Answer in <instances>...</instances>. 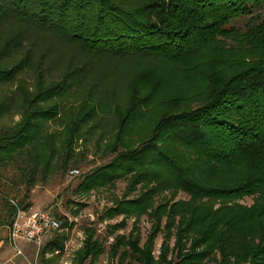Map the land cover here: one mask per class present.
<instances>
[{
    "label": "trees",
    "instance_id": "1",
    "mask_svg": "<svg viewBox=\"0 0 264 264\" xmlns=\"http://www.w3.org/2000/svg\"><path fill=\"white\" fill-rule=\"evenodd\" d=\"M260 7L264 0H0V21L15 19L51 31L83 52L118 62L134 58L118 77H128L123 82L131 90L126 104L116 109L125 127L117 129L114 146L124 149L87 175L83 186L88 191L127 176L123 198L100 216L103 220L123 215L119 223L107 225L109 234L124 227L131 216L148 214L155 219L146 245H140L139 233L133 231L115 235L108 254L118 264H203L205 258L214 259V250L220 253V264L247 260L256 264L257 258L264 259V16L255 13ZM241 18H248L243 26L237 25ZM226 40L235 49L231 55L226 54ZM14 45H10L12 50ZM166 65L172 71H166ZM83 67L76 65L78 69L67 73L64 82H73L72 73L80 74ZM13 70L0 68V84L12 81ZM56 86L61 84L37 92L32 99L23 89L0 99V120L14 110L20 113L14 124L0 123L1 164L26 152L33 170L51 172L58 150L52 135L45 138L44 128L56 112L33 105L40 101V94L52 96ZM147 115L158 119L145 135L146 129H137V124ZM67 130L70 146L74 129ZM124 131L141 134L139 143L131 145L135 138L121 139ZM42 144L44 152L38 149ZM242 160L249 166L242 167ZM69 161L67 157L62 165ZM138 184L145 190L127 198ZM165 189H181L191 199L169 205L173 192L147 212ZM257 192L259 202L250 207L222 203L212 208L216 200ZM202 198L209 201L198 203ZM5 204L11 224L21 208L16 203ZM163 214L168 217V234L179 216L174 263L166 260L167 247L158 261L150 253ZM59 221L58 233L40 246V256L52 253L55 258L64 251L72 223ZM185 232L195 235L186 253ZM84 234L73 264H85L87 259L93 264L105 252L95 229L86 227ZM199 245L205 247L197 251Z\"/></svg>",
    "mask_w": 264,
    "mask_h": 264
},
{
    "label": "rangeland",
    "instance_id": "2",
    "mask_svg": "<svg viewBox=\"0 0 264 264\" xmlns=\"http://www.w3.org/2000/svg\"><path fill=\"white\" fill-rule=\"evenodd\" d=\"M255 13L264 16V7L256 8ZM247 20L248 18H241L237 21V25L243 26ZM12 43H15L13 50L10 48ZM229 44L232 45L231 42L225 45V49H228L227 55L235 51L234 47L230 49ZM5 47L9 48L5 49ZM133 60L134 58H130L118 62L115 58L106 55H93L88 51L83 52L73 43H67L51 31H41L15 19L0 21V68L13 67L15 74L12 81L0 84V99L17 89L26 90L30 93L29 99H32L37 92L57 83L61 84L60 88L56 86L51 90L52 96H49V93L40 94L38 96L40 101L33 105L34 109L50 108L51 111L56 112V116L48 120L44 128L45 138L52 135L53 144L58 150L52 160V170L47 175L42 169L33 170L26 152L16 153L11 162L0 163V226L8 225L7 221L11 219L6 201L11 204L16 203L24 211L49 210L61 222L67 220L72 223L65 255L56 264H73L74 253L82 245L86 227L95 229V236L103 241L105 250L93 264H118L116 257L111 258L108 254L110 243L113 242L116 234H128L131 231L135 234L139 233L140 245L144 242L146 245L152 234L155 219L148 214H142L139 218L128 217L125 226L117 229L113 234H109L107 225L119 223L124 218L123 215L100 219L108 208L116 204V199L123 198L127 176L115 180L112 185L94 187L88 191L83 189L87 175L97 167L109 163L119 151L124 149L122 146L118 148L114 146L117 144L115 143L117 129L125 127L122 126L121 117L116 114V109L126 104L125 101L131 90L123 82L128 77L122 75L123 80H119L118 77L124 67L132 64ZM137 60L142 59H136V62ZM83 62L86 67L80 64ZM76 65L85 69L80 74L72 73L75 77L74 81L67 84L64 82V77L73 69H78L75 68ZM178 65L181 66L180 63ZM165 69L172 71L168 65ZM176 72L181 74L179 70ZM121 83L123 84L120 85ZM157 119L158 117L147 115L144 121L137 124V129L145 128L146 135ZM19 120L20 113L14 110L9 117L0 120V123L11 125ZM67 129H74V141L70 146L66 142L69 134ZM140 135H127L124 131L121 139L135 138L131 145H137ZM38 149L44 152L45 144L40 145ZM67 157L70 161L63 166L62 163H65L64 159ZM241 162L245 163L242 167L249 166L248 162L243 160ZM72 168L79 169L80 174L69 175V170ZM154 185L155 183H151L149 186ZM140 187L141 184H138L127 198L135 197L145 190ZM173 192L175 193L169 200V205L191 199V196L181 189L177 191L165 189L160 194L162 198L156 196L154 205L148 208L147 212H152L164 201L165 196L170 197ZM259 196L257 192L224 202L216 200L212 208L217 209L222 203L228 206L239 204L250 207L259 202ZM207 201H209L207 198H202L198 203ZM167 219V215L163 214L159 230L152 238L150 253L153 259L158 261L160 254L167 247L166 260L174 263L177 261V249H174V246L179 233V216H175V223L169 229V234L165 228ZM57 233L58 231H52L47 235L54 237ZM182 237L185 247L183 252H189L195 235L193 232H185ZM204 247L205 245H199L196 249L198 251ZM214 254V259L205 258L203 264H220L219 251L214 250ZM54 259L57 261V258ZM256 260V264H264V259ZM89 261L90 259H87L85 264H89ZM249 263L247 260L241 264Z\"/></svg>",
    "mask_w": 264,
    "mask_h": 264
},
{
    "label": "built area",
    "instance_id": "3",
    "mask_svg": "<svg viewBox=\"0 0 264 264\" xmlns=\"http://www.w3.org/2000/svg\"><path fill=\"white\" fill-rule=\"evenodd\" d=\"M68 174L78 176L80 171L77 168H72ZM59 228V219L49 210H36L27 213L23 209H18L10 225L9 237L12 242L24 240L35 243L40 248L45 235Z\"/></svg>",
    "mask_w": 264,
    "mask_h": 264
},
{
    "label": "crops",
    "instance_id": "4",
    "mask_svg": "<svg viewBox=\"0 0 264 264\" xmlns=\"http://www.w3.org/2000/svg\"><path fill=\"white\" fill-rule=\"evenodd\" d=\"M25 212L28 213L29 211ZM10 225L0 226V264H56L65 255L66 243L69 239L65 243L64 251L60 256L55 257L57 261L55 259L51 260L54 257L53 254L46 253L45 256H40V249L35 243L24 240L12 242L9 237ZM50 239H52L50 235H45L43 244ZM56 253L58 251H55Z\"/></svg>",
    "mask_w": 264,
    "mask_h": 264
}]
</instances>
